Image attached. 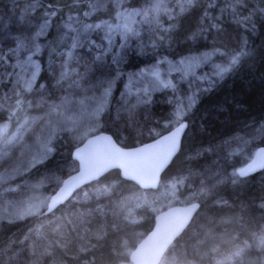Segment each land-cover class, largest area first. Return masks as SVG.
Instances as JSON below:
<instances>
[{
  "label": "trees",
  "instance_id": "16d2710c",
  "mask_svg": "<svg viewBox=\"0 0 264 264\" xmlns=\"http://www.w3.org/2000/svg\"><path fill=\"white\" fill-rule=\"evenodd\" d=\"M36 1L51 13L50 34L47 39H41L45 44V54L43 57H35V60L41 59L45 62L47 70L48 52L54 49L52 60H57L61 56L60 50L63 49L61 38L65 31L66 18L76 14L83 18V12H89L96 0ZM103 1L108 3L111 0ZM11 2L12 0H0V9L6 8ZM223 2L224 0H221V3ZM245 2L251 6L252 0ZM210 11L215 14L216 10ZM107 16L108 13L102 12L93 15L99 20ZM198 16L199 11H195L187 23L196 26ZM223 23L227 27V33L220 39L222 46L227 48L234 40L233 36H239L240 30L231 25L228 16H225ZM248 36L249 56L243 58L238 70L214 92L203 95L202 103L195 114L188 117L189 127L183 137L181 149L163 174L161 183L167 179H190L194 173L200 172L205 162L207 155L201 156L202 151L264 123V24H261L257 35L249 32ZM47 40H51V45ZM204 46H208L207 43ZM33 89L30 96H33L36 90L44 89L53 101H58L61 94V87L56 78L48 77L47 71L43 77L34 80ZM28 100H25L28 104L18 114L0 104V122H11L13 129L28 110ZM100 117L97 133L110 132L120 145L127 148L151 141L169 131L174 125L173 113L170 114L167 105L162 103H157L154 111L147 117L139 115L140 119L144 118L148 124L156 128L154 134L147 136L139 132L134 126L135 123L128 126L123 120H115L110 124L109 107ZM51 127L49 136L53 141L52 154L35 168L50 169L59 173L54 185H48L46 188L50 190V197L67 176L77 171L78 164L74 161L72 153L88 136L80 135L81 131H77L76 123L63 128L51 124ZM93 134L96 133H90L89 136ZM261 146H264V137L243 157H236L228 162L233 177L221 179L196 199L201 203L197 215L168 250L179 254L176 264H213L217 249L235 248L244 242H248L250 248L243 253L240 264H264L263 249L253 243L264 228V170L248 178H241L236 174V170L247 164L253 157L254 150ZM12 182V179H8L4 184L7 186ZM89 187L97 188L91 198L94 203L91 205L93 210L91 213L94 214L92 219L98 218V226H92L89 220L84 222L90 237L88 236L85 244L78 248L75 254L64 256L59 261L48 256L42 258L39 264H119L122 261H130L132 250L153 229L157 213L155 210L147 212L141 205L138 210L141 212L129 215L133 201L136 199L135 202L139 205L140 196L146 190L124 179L119 170H113L100 180L81 188L71 200L51 214H47L45 209L38 215L16 218L8 222L1 221L0 252L9 247L14 248L18 241L23 240L28 232L37 226L43 225L48 230H54V220L60 215L62 208H66L69 202L78 198ZM148 192L155 194L157 190ZM134 233L138 234L137 238L133 236Z\"/></svg>",
  "mask_w": 264,
  "mask_h": 264
},
{
  "label": "rangeland",
  "instance_id": "374dc122",
  "mask_svg": "<svg viewBox=\"0 0 264 264\" xmlns=\"http://www.w3.org/2000/svg\"><path fill=\"white\" fill-rule=\"evenodd\" d=\"M109 5H112V0L108 3L96 0L89 11L92 14L90 18L85 16L81 18L77 15H71L70 19L69 15L66 18L65 31L61 38L63 44V49L60 50L61 56L53 60V67L57 70L55 78L61 87L58 101L51 100L44 89H38L33 96H30L34 91L35 67L31 61L27 60L28 54L35 51V41L32 40L35 33L40 31L42 25L51 29L49 19L51 13H48L36 0H15V3L11 2L6 8L0 9V16L5 18V22L0 24V104L18 114L28 104L25 100L29 99L28 110L13 129L11 122H0V222L38 215L47 209L50 190L46 188L48 185H54L59 173L50 169L36 170L35 168L52 154L53 141L49 136L52 131L51 124L63 128L76 123L77 131H81L80 135L89 136L90 133H97L102 113L108 107L109 110L115 109L116 101L106 98L103 88L93 87L100 69H96L95 73L91 72L92 56L97 51L103 52L107 47L106 42L101 40L102 35L124 34L127 32L125 25L138 29L146 21L143 10L137 16L135 12L128 9L127 5H122L120 8H115L114 5L109 7ZM25 8H27L26 13ZM97 12L108 13V16L102 17L101 20L107 22L102 23L99 29L95 28V23L99 19L93 17ZM116 12H119L118 16ZM21 15L25 19L18 22V17ZM149 15L154 18V9L150 10ZM9 16L13 17L11 28L7 27ZM30 22H34L30 34L19 36L18 40L10 38V33L21 31V24L27 26ZM87 23H92L93 28L86 31ZM210 24L211 21L206 18L204 25L196 26L210 27ZM89 35H95V39L103 47L96 49L92 45V52H88L87 37ZM38 39L45 47L41 41L44 38ZM24 41L30 42L27 48L20 46ZM73 43L76 44V48H72ZM206 43L211 46L209 41ZM238 47L237 39L232 40L226 49L231 51ZM69 51L72 52L70 59ZM116 51L120 49L117 48ZM35 57L33 56V60ZM133 59L135 62V58ZM218 59H227V57H218ZM60 73H67V75L62 78ZM174 75L178 74L174 73ZM188 78L192 79L189 93L198 91L197 83L203 84V81H197L191 76ZM111 116L110 112V124H113L115 120ZM76 118L79 119L76 120ZM136 119L137 123L134 126L139 132L146 136L156 132V128L148 124L144 118L140 119L137 116ZM180 121L173 113V127ZM263 137L264 123L218 142L202 153L199 152L201 156L207 155L200 172L194 173L190 179L186 180L167 179L161 183L155 194L145 191L140 196L139 205L136 204V199L133 201L129 215L136 213L141 205L147 212L155 210L158 213L174 205L195 202L203 192L208 191L221 179L233 177V171L228 168V162L233 158L243 157ZM256 151L257 149L254 150L253 156ZM8 179H12L13 182L6 186L4 183ZM96 189V187H89L78 198L69 202L66 208L63 207L60 215L54 220V230H48L43 225L37 226L31 229L23 240L18 241L14 248L2 250L0 264H39L42 258L48 256L59 261L64 256L75 254L76 250L85 244L90 234L86 232L88 227L84 222L89 220L92 226H98V218L92 219L94 214L91 213L93 212L91 205H94L91 198L95 195ZM137 235V233L133 234L135 238ZM253 243L264 252V228L262 233L255 237ZM248 248H250L249 243L244 242L235 248L217 249L213 264H240L242 255ZM178 258L179 254L176 251H169L161 264H176ZM119 264L132 263L122 261Z\"/></svg>",
  "mask_w": 264,
  "mask_h": 264
},
{
  "label": "snow or ice",
  "instance_id": "6c2138e0",
  "mask_svg": "<svg viewBox=\"0 0 264 264\" xmlns=\"http://www.w3.org/2000/svg\"><path fill=\"white\" fill-rule=\"evenodd\" d=\"M12 2L15 3V0ZM113 5L115 8L127 5L137 16L143 10L146 22L138 29L125 25L127 32L124 34L101 36L107 47L103 52L97 51L92 56L91 72L95 73L96 69H100L93 87L103 88L105 97L116 101L115 109H110L111 118L123 120L128 126L136 123L139 115L147 117L154 111L157 103L167 105L169 113H174L178 120L183 121L175 129L180 135L187 131L188 117L195 114L203 95L214 92L238 70L243 58L249 56L248 33L257 35L261 24H264V0H252L251 6L245 0H224L223 3L221 0H112L109 7ZM153 9L155 15L151 18L149 12ZM212 9L216 10L215 14L210 11ZM244 9L247 11H243ZM24 11L26 13L27 8ZM195 11H199L198 25H204L207 18L211 21L210 27L190 26L187 23ZM115 14L118 16L119 12ZM83 15L90 18L92 14L85 11ZM225 16L229 17L231 25L240 30L238 37L233 36L234 40H239V47L231 51L222 46L220 39L227 33V27L223 23ZM24 19L21 15L18 22ZM4 22L5 18L0 16V24ZM12 22L13 17L9 16L7 27L11 28ZM105 22L107 21H96L95 28L99 29ZM20 27L21 31L10 33V38L18 40L19 36L30 34L34 22L27 26L21 24ZM91 28L92 23L85 25L86 31ZM111 30L110 25V33ZM49 34L47 26L42 25L40 31L32 37L35 51L28 54L27 60L35 67L33 80L43 77L45 71L50 78L55 79L57 75L52 60L54 49L48 52L47 70L44 61L33 60V56H44L45 47L38 38L47 39ZM209 34L211 46H204L209 41ZM87 38L88 52H92V45L96 49L103 47L97 42L95 35ZM29 43L24 41L20 46L27 48ZM47 43L51 45V40H47ZM72 48H76L75 43ZM117 48L120 51H116ZM71 57L72 52L69 51L68 58ZM60 75L63 78L67 73ZM189 76L203 81V84L197 83L198 91H191V94L189 90L192 79Z\"/></svg>",
  "mask_w": 264,
  "mask_h": 264
},
{
  "label": "water",
  "instance_id": "95a60500",
  "mask_svg": "<svg viewBox=\"0 0 264 264\" xmlns=\"http://www.w3.org/2000/svg\"><path fill=\"white\" fill-rule=\"evenodd\" d=\"M159 135L151 141L127 148L120 145L107 131L90 135L77 146L72 157L78 169L67 176L61 186L50 197L46 209L51 214L72 199L76 192L100 180L113 170H119L122 177L146 191L157 190L162 176L181 149L183 135L175 129ZM264 170V146L239 170L241 178H248ZM201 203L195 201L186 205H174L155 216L153 229L130 253L132 264H161L169 248L183 234L197 215Z\"/></svg>",
  "mask_w": 264,
  "mask_h": 264
},
{
  "label": "bare ground",
  "instance_id": "6f19581e",
  "mask_svg": "<svg viewBox=\"0 0 264 264\" xmlns=\"http://www.w3.org/2000/svg\"><path fill=\"white\" fill-rule=\"evenodd\" d=\"M171 129H172V128H171ZM171 129H170V130H171ZM255 155H256V154H255ZM255 155H254L251 159H253V158L255 157ZM244 166H245V165H243L242 167H240V168L237 170V173H236V174H237L238 176H240V175L238 174L239 170H241ZM132 251H133V250H132Z\"/></svg>",
  "mask_w": 264,
  "mask_h": 264
}]
</instances>
